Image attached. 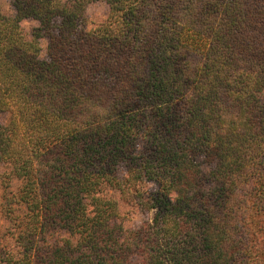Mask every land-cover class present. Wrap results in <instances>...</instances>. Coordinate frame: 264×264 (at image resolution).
Returning <instances> with one entry per match:
<instances>
[{"label":"trees","instance_id":"trees-1","mask_svg":"<svg viewBox=\"0 0 264 264\" xmlns=\"http://www.w3.org/2000/svg\"><path fill=\"white\" fill-rule=\"evenodd\" d=\"M11 4L0 264H264V0Z\"/></svg>","mask_w":264,"mask_h":264},{"label":"rangeland","instance_id":"rangeland-1","mask_svg":"<svg viewBox=\"0 0 264 264\" xmlns=\"http://www.w3.org/2000/svg\"><path fill=\"white\" fill-rule=\"evenodd\" d=\"M0 6L2 8V10L4 12H9L10 14L13 12L12 10V4H11V0H0ZM105 12H106V7L100 4H97L95 6H93L91 8V12H89L88 16H89V20L90 22H98L100 21L104 16H105ZM27 30L31 31V28H34L36 26V23H28L27 24ZM42 46L44 47V43H42ZM44 54V51H43ZM120 176L124 175V172L121 171V174H119ZM151 190L155 189L154 185H151L149 187ZM110 195L117 200V202L119 203V207H120V211L121 214L126 217V226L129 229H133V228H137L141 225L143 217L141 216V214L139 213V211L132 206V203L128 200L127 195L122 196L120 195L119 192H110ZM4 243L0 244L1 246H3V244H7L8 242V246H7V253H16L18 249L15 241H9V239L5 238L3 240ZM5 258V257H4ZM2 260H4L2 258Z\"/></svg>","mask_w":264,"mask_h":264}]
</instances>
